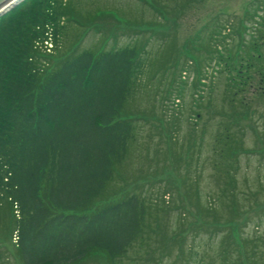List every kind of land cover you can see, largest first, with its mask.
<instances>
[{
	"label": "trees",
	"instance_id": "trees-1",
	"mask_svg": "<svg viewBox=\"0 0 264 264\" xmlns=\"http://www.w3.org/2000/svg\"><path fill=\"white\" fill-rule=\"evenodd\" d=\"M69 7L61 0H24L0 17V216L7 215L19 264H82L93 255L115 264L135 245L144 246L153 213L164 207L137 188L116 184L125 180L121 167L135 151L139 123L147 119L132 103L140 94L148 55L134 41L97 54L83 49L48 66L52 56L44 41L56 46L63 21H72ZM249 8L238 18L239 38L231 48L217 40L223 32L216 30L231 29L216 27V19L210 22L206 37L194 40L203 39L209 48L189 51L190 66L180 73L187 78L179 79L192 90L196 123L203 99L210 102L214 90L205 82L208 68L213 78L220 77V114L227 119L213 135L218 191L209 196L222 202L227 218L198 203L191 212L200 218L198 231L230 228L217 252L219 264H241L242 254L247 264H257L253 256L262 258L257 250L248 251L250 239H241L242 252L230 241L233 216L240 214L233 174L238 155L245 152L237 125L249 115L250 98L264 96V35L250 31L258 21L264 30V20ZM182 92L177 91V101ZM172 232L158 244L182 234Z\"/></svg>",
	"mask_w": 264,
	"mask_h": 264
},
{
	"label": "rangeland",
	"instance_id": "rangeland-1",
	"mask_svg": "<svg viewBox=\"0 0 264 264\" xmlns=\"http://www.w3.org/2000/svg\"><path fill=\"white\" fill-rule=\"evenodd\" d=\"M61 2L66 3L67 8L71 5L68 11L72 21H63L62 33L50 53L52 57L46 60L48 66L83 49L97 54L134 41L148 55V67L138 87L140 94L132 103V108L138 109L147 119L139 123L135 151L121 167L125 180H117L116 184L119 189L129 191L137 188L139 193L152 199V204L156 202L165 208L153 213L150 219L152 233L144 246L135 245L115 264H197L199 257L207 264L221 263L217 252H221L222 240L230 228H220V232L198 231L195 227L200 225V218L191 213L193 205L198 203L201 208L212 207L227 218L222 202L209 196L218 191L213 173V135L218 131L220 120L227 119L220 114L223 107L219 100L220 77L213 78V71L208 68L209 79L205 82L214 90L210 102L206 97L203 99L201 119L196 123L192 118L197 110L192 101V90L183 87L179 79L187 78L180 73L182 68L190 66L185 59L189 51L199 45L200 53L203 47L209 48V44L204 46L203 39L194 40L198 36L206 37V28L213 19H216V27L231 29H216L223 32L217 40L223 42L226 49L231 48L239 38L238 18L244 16L248 7L251 11L257 9L264 20V0ZM258 22L259 25H253L250 31L256 36L259 32L264 35V30L259 27L262 21ZM141 31L145 33L138 36ZM214 44L218 45L213 43L212 49L216 47ZM174 58L176 68L172 69ZM189 77L192 79L191 74ZM180 89H183L182 97L177 101L175 95ZM247 108L249 115L239 122L236 131L245 152L238 155L233 174L240 214L233 216L230 241L242 252L241 239H250L248 251L257 250L262 258L253 256V259L257 264H264V96L250 98ZM5 217L7 215L0 216L4 222H0V264H19L15 257L14 235H9ZM172 231L176 233L175 237L181 232L180 238L159 245L160 237L166 238ZM240 262L247 264L243 254ZM82 264L109 262L101 255H93Z\"/></svg>",
	"mask_w": 264,
	"mask_h": 264
},
{
	"label": "water",
	"instance_id": "water-1",
	"mask_svg": "<svg viewBox=\"0 0 264 264\" xmlns=\"http://www.w3.org/2000/svg\"><path fill=\"white\" fill-rule=\"evenodd\" d=\"M23 0H0V16L11 10Z\"/></svg>",
	"mask_w": 264,
	"mask_h": 264
}]
</instances>
